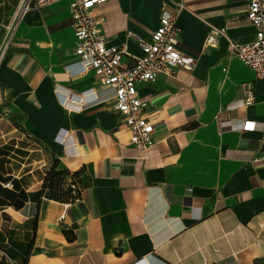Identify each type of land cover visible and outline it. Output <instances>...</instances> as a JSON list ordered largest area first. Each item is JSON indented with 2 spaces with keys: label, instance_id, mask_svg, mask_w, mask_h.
<instances>
[{
  "label": "crops",
  "instance_id": "obj_1",
  "mask_svg": "<svg viewBox=\"0 0 264 264\" xmlns=\"http://www.w3.org/2000/svg\"><path fill=\"white\" fill-rule=\"evenodd\" d=\"M21 1L0 0L1 24ZM68 3L23 15L0 59V264H264V79L225 38L205 44L211 27L237 44L253 39L244 1L93 9L107 43L135 56L127 34L148 40L163 11L176 15L192 70L137 83L154 123L146 153L129 145L94 73L73 66ZM242 119L254 130H240ZM52 171L76 174L79 200L62 188L51 196Z\"/></svg>",
  "mask_w": 264,
  "mask_h": 264
},
{
  "label": "built area",
  "instance_id": "obj_2",
  "mask_svg": "<svg viewBox=\"0 0 264 264\" xmlns=\"http://www.w3.org/2000/svg\"><path fill=\"white\" fill-rule=\"evenodd\" d=\"M61 0H22L14 17L7 24H1L4 36L0 42V59L5 53L11 34L18 20L25 14L41 9ZM109 0H69L68 11L74 36V65L80 73L92 71L106 96L112 99L113 109L120 115L128 132L129 145L146 153L154 144V123L147 116V99L139 97L137 83L154 82L159 77H172L175 70H192V64L178 49L180 29L176 15L163 11L158 25L148 40L127 34L134 39L140 55H132L126 43L110 45L99 29V22L93 16V9ZM244 15L254 29L253 39L237 44L226 37L224 29L210 28L205 44L214 47L218 39L225 38L228 51L252 71L256 79H264V0H243ZM178 9H184L179 3ZM123 59L132 61L131 65ZM245 103H252L251 89L245 93ZM72 103V101H71ZM255 122L242 119L240 130L253 131ZM9 186V184H7ZM69 190V202L80 199L77 177L69 176L64 181ZM63 219V215L59 220Z\"/></svg>",
  "mask_w": 264,
  "mask_h": 264
},
{
  "label": "trees",
  "instance_id": "obj_3",
  "mask_svg": "<svg viewBox=\"0 0 264 264\" xmlns=\"http://www.w3.org/2000/svg\"><path fill=\"white\" fill-rule=\"evenodd\" d=\"M69 176L70 175H68V174L65 175L63 173H56L54 171L49 173L47 179L45 180V187L49 189V191L51 192V196H53V198L57 197L54 195L55 191L62 188L63 190H65V194H66L67 200L69 202L70 193H69V190L65 189V187H64V181ZM71 176L77 177L76 174H72Z\"/></svg>",
  "mask_w": 264,
  "mask_h": 264
}]
</instances>
